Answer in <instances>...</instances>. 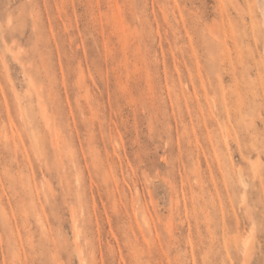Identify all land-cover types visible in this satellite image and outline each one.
Listing matches in <instances>:
<instances>
[{
	"label": "rangeland",
	"instance_id": "374dc122",
	"mask_svg": "<svg viewBox=\"0 0 264 264\" xmlns=\"http://www.w3.org/2000/svg\"><path fill=\"white\" fill-rule=\"evenodd\" d=\"M255 1L0 0V264H264Z\"/></svg>",
	"mask_w": 264,
	"mask_h": 264
},
{
	"label": "bare ground",
	"instance_id": "6f19581e",
	"mask_svg": "<svg viewBox=\"0 0 264 264\" xmlns=\"http://www.w3.org/2000/svg\"><path fill=\"white\" fill-rule=\"evenodd\" d=\"M255 2H258V4H259V8L255 5V3H254V6H256L257 8V10L259 9L260 11H261V15H262V19H263V21H262V23L264 24V0H257V1H255ZM257 4V5H258ZM264 26V25H263ZM263 57H264V44H263ZM244 180L242 179V182H243ZM249 241V240H248ZM245 243H246V241H245ZM246 244H249L248 242L246 243ZM245 245V244H244ZM247 246V245H246ZM250 246H251V243H250ZM249 246V247H250ZM245 248V247H244ZM247 248L248 247H246V250H243V251H245V252H248L250 249H248V251H247ZM249 254V253H248ZM243 263H245V262H243Z\"/></svg>",
	"mask_w": 264,
	"mask_h": 264
}]
</instances>
